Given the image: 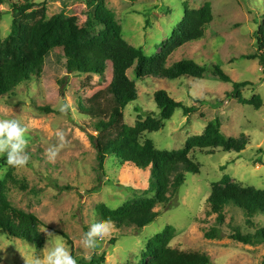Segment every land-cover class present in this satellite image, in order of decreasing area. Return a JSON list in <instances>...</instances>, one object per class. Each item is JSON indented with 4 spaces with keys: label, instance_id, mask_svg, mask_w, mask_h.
<instances>
[{
    "label": "rangeland",
    "instance_id": "rangeland-1",
    "mask_svg": "<svg viewBox=\"0 0 264 264\" xmlns=\"http://www.w3.org/2000/svg\"><path fill=\"white\" fill-rule=\"evenodd\" d=\"M34 8H47L48 17L65 13L74 20L77 30L87 25L89 8L86 0H30ZM0 4V40L11 32L17 17L13 4L25 5L27 0H6ZM211 3L214 21L205 28L204 38L178 49L167 61V67L182 60H193L208 68L201 80L182 77L137 79L133 69L130 79L136 81L138 100L122 112L112 92L113 66L107 64L105 79L95 74L77 75L59 67L46 65L41 75L21 84L0 102V119H19L29 129L27 152L31 159L22 169L0 167V177L13 170L15 182L9 185L11 204L38 217L49 232L60 236L48 239L37 250L19 240L0 237V264H33L58 243L64 244L74 258H83L81 237L91 224L101 221L96 209L106 204L118 209L128 203L147 199L150 172L134 165L123 164L116 156L105 162L103 176L99 169L98 147L123 135L124 126H134L139 117L159 118L155 94L166 91L169 96L187 107L197 106L195 113L185 116L182 108L165 122L159 132L147 134L159 150L183 149L186 142L202 135L210 121L220 118L222 132L227 137L246 135L250 141L240 154L220 149L211 154L196 153L193 158L201 166L199 174H187L186 183L170 202L158 206V218L142 230L113 226L100 246L88 251L91 258L106 253L105 264H141L147 244L168 226L175 228L172 248L200 251L211 257L212 264H262L264 245L250 246L231 240L236 230L254 234L264 227V217L249 223L244 213L228 206L226 222L220 227L219 239H209L206 233L216 226V216H208L207 200L213 186L221 188L225 175L243 187L264 190L263 164H257L264 149V68L259 60L242 59L258 51L257 31L264 23V0H106L107 7L116 13L123 37L129 44L142 48L147 56L156 55L167 44L174 29L183 21L185 4L199 9ZM56 53H59L56 52ZM220 67L231 79L226 83L213 75ZM63 82V84H62ZM250 82L243 97L251 100L259 95L262 106L242 105L237 100L225 101L234 83ZM83 104L86 108L81 107ZM65 111H61V107ZM119 113L116 125L104 133L96 132L97 117L109 119ZM97 116V117H96ZM57 131L65 133L67 146L60 149L54 161L47 150L59 144ZM95 138L96 144L92 141ZM6 156H0L3 158ZM7 168V171H5ZM45 229V228H43ZM117 238L115 245L111 240Z\"/></svg>",
    "mask_w": 264,
    "mask_h": 264
},
{
    "label": "trees",
    "instance_id": "trees-1",
    "mask_svg": "<svg viewBox=\"0 0 264 264\" xmlns=\"http://www.w3.org/2000/svg\"><path fill=\"white\" fill-rule=\"evenodd\" d=\"M0 0V4H6ZM89 8L87 25L77 30L74 20L65 13L48 17L46 6L33 9L30 0L25 5L13 4L17 17L13 20L11 32L0 40V102L13 93L21 84L41 75L46 65L65 69L68 73L79 76L95 74L105 79L107 64L112 63V92L119 109L123 112L127 106L138 100L136 81L128 76L133 69L138 80L145 78H162L177 80L182 77L201 80L208 68L193 60H182L171 67L167 61L174 52L185 45L198 41L205 36V28L213 23L214 13L211 3L199 9H191L185 4L183 21L174 29L171 38L154 56H147L142 48H137L123 37L122 26L115 12L106 5V0H86ZM258 51L255 54L243 55L242 59L259 60L264 68V23L257 33ZM59 53H56L58 52ZM213 75L230 83L232 79L218 66ZM63 84V82H62ZM250 82L233 84V90L225 101L237 100L242 105L253 106L259 110L263 100L257 95L248 100L243 97V89L251 86ZM155 102L160 110L159 118L148 115L145 120L139 117L134 126H124L123 135L111 141L105 149L98 147L97 161L103 176L104 166L109 156H116L123 164L134 165L149 170L150 181L147 192L153 196L147 199L128 203L112 209L106 204L97 206L96 212L101 220H111L113 226L134 227L142 230L152 224L159 216L155 209L170 202L186 183L187 174H199L200 164L193 155L200 152L211 154L220 149L225 153H242L250 141L242 134L239 138L227 137L222 132V120L210 121L202 135L190 138L183 149L175 151L159 150L147 134L159 132L165 127L176 109L182 108L185 116L195 113L198 108L187 107L172 99L166 91L155 94ZM81 107H86L81 104ZM97 117V116H96ZM119 113L109 119L97 117L96 132L111 130L119 120ZM96 144L95 138L92 137ZM257 164H263L264 149H260ZM0 167L6 165V157L0 158ZM15 182L13 170L8 169L0 177V237L19 240L37 250L45 245L43 232L46 228L41 220L33 214L15 208L9 200V185ZM224 188L214 185L207 200L208 216H216V226L206 233L209 239L221 238L219 228L226 222V208L234 206L241 210L249 223L258 216L264 217V190L254 187H243L233 183L229 175L222 180ZM176 235L175 228L168 226L157 234L146 246L141 264H212L211 257L200 251H184L171 247ZM230 239L244 245H264V227L256 229L254 234H243L236 230ZM117 238L111 240L115 245ZM75 253H72L74 257ZM107 255H95L91 260L77 258L78 264H105ZM262 264H264V259Z\"/></svg>",
    "mask_w": 264,
    "mask_h": 264
},
{
    "label": "clouds",
    "instance_id": "clouds-1",
    "mask_svg": "<svg viewBox=\"0 0 264 264\" xmlns=\"http://www.w3.org/2000/svg\"><path fill=\"white\" fill-rule=\"evenodd\" d=\"M61 111H65L62 106ZM29 129L22 124L19 119H0V156H6V165L14 169H22L30 162V155L27 152L28 140L26 139ZM59 144L51 146L47 150L50 161H54L59 154L60 149L67 146L65 133L57 131ZM7 171V168H5ZM113 228L111 220H101L90 225L88 231L81 237V247L85 254L83 259L91 260L88 251L94 250L100 246V242L110 234ZM45 232L48 239L59 240L60 236L54 235L47 229H41ZM33 264H78L70 250L62 243L56 244L51 250L39 259H35Z\"/></svg>",
    "mask_w": 264,
    "mask_h": 264
}]
</instances>
